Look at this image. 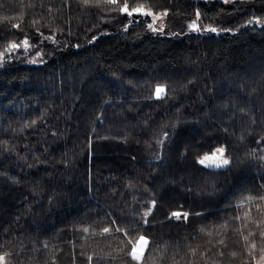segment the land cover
I'll return each mask as SVG.
<instances>
[{"label": "trees", "instance_id": "16d2710c", "mask_svg": "<svg viewBox=\"0 0 264 264\" xmlns=\"http://www.w3.org/2000/svg\"><path fill=\"white\" fill-rule=\"evenodd\" d=\"M0 54L4 264H264V0H0Z\"/></svg>", "mask_w": 264, "mask_h": 264}, {"label": "snow or ice", "instance_id": "6c2138e0", "mask_svg": "<svg viewBox=\"0 0 264 264\" xmlns=\"http://www.w3.org/2000/svg\"><path fill=\"white\" fill-rule=\"evenodd\" d=\"M108 3L110 4H115L118 2V0H107ZM224 3H228L229 0H223ZM123 13H127L128 17H132L133 14H138V15H147V16H151L152 13L151 12H146L143 10V8L140 7H133L131 8V10L129 9V6L127 5V3H125L123 5V7L120 9ZM166 14V13H165ZM199 14L197 13V16ZM133 21L129 20V23H132ZM138 22V21H137ZM253 23H260L259 18H255L254 20H248L246 21V25H252ZM15 27H19V25H14ZM147 26L149 28H152V24L148 23ZM193 28H198L197 25L193 24L192 25ZM153 31H157V29L153 28ZM206 31H211V32H217L216 28H210V29H205ZM228 31H230V29H228ZM24 46H27V40H24L23 42ZM21 45L15 44L13 43L11 45L12 49H16L19 48ZM2 55V54H0ZM165 92V89L163 87H157L156 88V96L157 98H159L160 94ZM224 151L225 149L223 147L217 148L211 155H205L203 158H201L198 162L201 165H205V166H215V167H221L222 165H227L229 163V161L227 159H221L224 155ZM219 154V155H217ZM207 162V163H206ZM155 202H153V206H154ZM150 213H146L145 215H148ZM181 216H183L185 219H187V213H182V212H173L170 214L169 218L175 217L177 220H179L181 218ZM145 223H147V220L144 221ZM110 230L108 228L104 229V232H109ZM245 239H247V237H245ZM148 241L146 239V237L144 236H140L138 238V240L136 241V244L133 246L131 252L129 253V255H131V257L134 260H140L141 256L143 254V247H145L147 245ZM253 247H255V245H253ZM5 262V257L4 256H0V264H4Z\"/></svg>", "mask_w": 264, "mask_h": 264}, {"label": "rangeland", "instance_id": "374dc122", "mask_svg": "<svg viewBox=\"0 0 264 264\" xmlns=\"http://www.w3.org/2000/svg\"><path fill=\"white\" fill-rule=\"evenodd\" d=\"M163 20H164V15H161V16H160V15H157V16H155V21H154V24L152 25V28L160 29V28L162 27V22H163ZM193 24L197 25L196 23H190V27H192ZM197 26H198V25H197ZM192 28H193V27H192ZM194 29H197V28H194ZM42 52H43V51H40L37 55H35V56H31V57H30L31 60H33V61H35V62L39 61ZM157 87H163V88L165 89V87H164L163 85H159V86H157ZM164 93H165V92L161 93L160 96L163 95ZM146 239H147V238H146ZM147 241H148V239H147ZM146 246H147V245H146ZM146 246L143 247V249H142L143 254H144V251H145V249H146ZM143 254H142V256H143ZM142 256H141V258H142Z\"/></svg>", "mask_w": 264, "mask_h": 264}]
</instances>
